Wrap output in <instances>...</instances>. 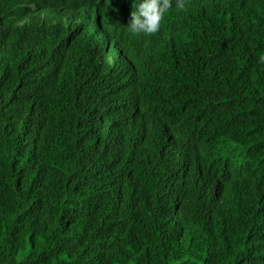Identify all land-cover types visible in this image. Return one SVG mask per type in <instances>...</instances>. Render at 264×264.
I'll return each mask as SVG.
<instances>
[{
	"label": "trees",
	"instance_id": "obj_1",
	"mask_svg": "<svg viewBox=\"0 0 264 264\" xmlns=\"http://www.w3.org/2000/svg\"><path fill=\"white\" fill-rule=\"evenodd\" d=\"M185 3L0 0V264H264V0Z\"/></svg>",
	"mask_w": 264,
	"mask_h": 264
},
{
	"label": "clouds",
	"instance_id": "obj_2",
	"mask_svg": "<svg viewBox=\"0 0 264 264\" xmlns=\"http://www.w3.org/2000/svg\"><path fill=\"white\" fill-rule=\"evenodd\" d=\"M173 6V0H135V10L131 21L126 27L132 35L151 36L160 31L162 22ZM178 10H184L185 0H176ZM98 20L105 19V11L101 7H94Z\"/></svg>",
	"mask_w": 264,
	"mask_h": 264
},
{
	"label": "rangeland",
	"instance_id": "obj_3",
	"mask_svg": "<svg viewBox=\"0 0 264 264\" xmlns=\"http://www.w3.org/2000/svg\"><path fill=\"white\" fill-rule=\"evenodd\" d=\"M109 25H110V26H109V27H110L109 29H110L112 32L115 33L116 30H114V28L112 27V24H109Z\"/></svg>",
	"mask_w": 264,
	"mask_h": 264
},
{
	"label": "bare ground",
	"instance_id": "obj_4",
	"mask_svg": "<svg viewBox=\"0 0 264 264\" xmlns=\"http://www.w3.org/2000/svg\"><path fill=\"white\" fill-rule=\"evenodd\" d=\"M105 28V27H104Z\"/></svg>",
	"mask_w": 264,
	"mask_h": 264
}]
</instances>
